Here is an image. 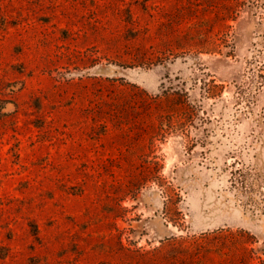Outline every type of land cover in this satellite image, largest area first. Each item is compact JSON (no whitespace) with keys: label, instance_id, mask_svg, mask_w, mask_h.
<instances>
[{"label":"rangeland","instance_id":"rangeland-1","mask_svg":"<svg viewBox=\"0 0 264 264\" xmlns=\"http://www.w3.org/2000/svg\"><path fill=\"white\" fill-rule=\"evenodd\" d=\"M0 264H264V0H0Z\"/></svg>","mask_w":264,"mask_h":264}]
</instances>
